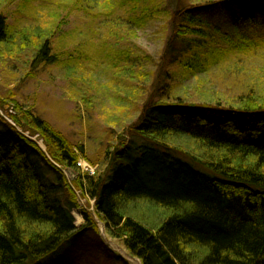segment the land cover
<instances>
[{
	"label": "trees",
	"instance_id": "16d2710c",
	"mask_svg": "<svg viewBox=\"0 0 264 264\" xmlns=\"http://www.w3.org/2000/svg\"><path fill=\"white\" fill-rule=\"evenodd\" d=\"M68 1L71 5L18 0V9L62 7L67 14L75 9L88 15L95 4L112 1L111 12L124 15L129 27L165 17L170 33L158 61L137 57L139 65L156 66L152 87L142 104L119 94L130 107L138 106L137 119L125 134L107 139L95 159L87 156L101 167L95 176L78 168L83 147L70 143L34 108L25 109L13 94L0 101L9 113L14 108L10 116L22 130L0 116V264H41L76 234L72 212L81 206L64 170L76 175L80 195L95 203L93 212L82 209V228L98 232V217L141 264H264V96L244 94L227 106L187 103L177 92L180 79H198L240 52H251V45L232 42L230 33L240 36L234 13L251 15L253 3L264 15V0H205L173 8L174 0ZM67 17L40 44L32 66L104 58L117 81L132 84L137 70L129 48L98 49L87 41L72 54L51 53L50 42ZM221 27L234 30L223 34ZM12 30L0 15V45L9 42ZM214 34L234 46L215 45ZM88 46L94 49L90 57ZM124 81L117 82L123 89ZM23 133L39 135L46 152ZM140 209L146 214H138Z\"/></svg>",
	"mask_w": 264,
	"mask_h": 264
},
{
	"label": "rangeland",
	"instance_id": "374dc122",
	"mask_svg": "<svg viewBox=\"0 0 264 264\" xmlns=\"http://www.w3.org/2000/svg\"><path fill=\"white\" fill-rule=\"evenodd\" d=\"M56 1L70 4L68 0ZM204 1L174 0L172 6L169 3L168 6L195 5ZM249 4L253 6L251 15L243 17L239 11L234 13L239 18L235 26L239 38L234 32L230 34H233L232 42L241 41L251 45V52H240L226 65L214 68L208 75L198 79H180L177 92L182 101L231 106L244 94L264 96V15L260 5ZM114 5L112 1L99 2L91 6V14L88 15L75 9L67 14L62 7L52 9L48 6L27 13L26 10L23 12L18 9V0H0V15L7 17L9 25L13 27L9 42L0 45V101L13 94L15 101L20 102L25 109L34 108L41 119L62 132L70 143L83 147L84 157H79L77 161L82 168L79 165L78 168L82 174L89 173L92 176L97 175L101 167L90 163L87 156L95 159L108 143L107 139L111 140L112 137L115 140L116 134H125L126 127L134 124L137 119L138 106L130 107L128 100L119 94L125 92V96L132 98L134 103L141 99L138 103L142 104L152 87V76L157 68L152 62L139 65L137 57L145 55L158 61L164 55L170 33L165 17H157L140 28H131L122 21L124 15L111 12ZM66 15L68 17L62 24L61 33L50 42L51 53L72 54L79 43L87 41H91L94 44L92 47L96 45L98 49L104 45L129 48L135 60L131 64L135 65L137 71L143 70L131 75L132 84H126L123 80L126 84L124 89L117 84L123 81H117L116 70L104 58L82 60L81 65L78 62L71 65H67L68 62H60L59 65L37 62L32 66L40 44L57 31L60 18ZM220 29L223 34L234 30ZM210 40L221 47L234 46L224 42L219 35H212ZM92 47H86L88 57L94 51ZM11 109L10 113L14 115V108ZM7 111L5 107H0V116L17 128ZM17 130L22 132L20 128ZM23 134L46 152V145L39 135ZM64 171L81 206V209L72 212L78 231L68 243L40 261L41 264H141L138 258L130 256L122 241L107 234L106 227L98 217H95L98 220V232L82 228L85 224L82 209L94 211L95 203L85 199L75 189L73 182L76 175ZM144 212L140 209L138 214L145 215Z\"/></svg>",
	"mask_w": 264,
	"mask_h": 264
},
{
	"label": "built area",
	"instance_id": "2783aa9c",
	"mask_svg": "<svg viewBox=\"0 0 264 264\" xmlns=\"http://www.w3.org/2000/svg\"><path fill=\"white\" fill-rule=\"evenodd\" d=\"M79 165V168H82V165L81 164H78ZM84 173V172H83ZM87 174H89V173H87ZM90 176H92L91 174H89Z\"/></svg>",
	"mask_w": 264,
	"mask_h": 264
}]
</instances>
